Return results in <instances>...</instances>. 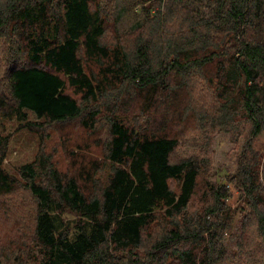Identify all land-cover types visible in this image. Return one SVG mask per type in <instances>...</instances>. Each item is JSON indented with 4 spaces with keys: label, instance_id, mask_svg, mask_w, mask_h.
Masks as SVG:
<instances>
[{
    "label": "trees",
    "instance_id": "1",
    "mask_svg": "<svg viewBox=\"0 0 264 264\" xmlns=\"http://www.w3.org/2000/svg\"><path fill=\"white\" fill-rule=\"evenodd\" d=\"M0 69L19 127L107 133L105 162L19 176L0 133V264H264V0H0ZM182 115L245 135L233 174L173 160Z\"/></svg>",
    "mask_w": 264,
    "mask_h": 264
},
{
    "label": "rangeland",
    "instance_id": "2",
    "mask_svg": "<svg viewBox=\"0 0 264 264\" xmlns=\"http://www.w3.org/2000/svg\"><path fill=\"white\" fill-rule=\"evenodd\" d=\"M150 4L156 7L154 2ZM176 22L168 26L166 24L164 27L166 28L167 26V30H175ZM138 34L142 33L138 32ZM136 37L137 34L126 35L125 39L127 42L129 41L127 43L128 48L131 41ZM198 94L195 102L197 103L198 101L201 107H208L211 103L210 96L207 97L206 92L201 90ZM179 100L184 105L187 98L180 95ZM175 109L177 108L175 107ZM28 119L33 122L38 120L33 112H28ZM19 123L20 121L14 112L5 114L4 111L0 110V133L9 135V145L4 157L3 167L13 175L19 176V167L34 161L42 149L46 154L52 155L55 166L69 173L74 171L77 165L74 163V158H77V155L80 156V154L105 162L104 144L107 139L105 128H102L97 133H91L81 128L79 124L72 123L64 127L47 128L43 133H40L19 127ZM172 125L174 133L179 138V146L172 157L174 161L180 160L185 155L194 156L202 163L206 175L214 181L219 180V175L233 174L236 171L238 166L237 158L241 151V145L245 141V135L237 138L235 134L224 129L212 126L204 127L202 118L185 119L183 115L175 118ZM27 195L26 192L22 191L18 194V199L23 205L29 206L27 202L23 201V198ZM11 204L16 205L17 203L11 201ZM236 207L237 205L234 206V208ZM69 217L72 216L70 215ZM237 230L238 228L234 231ZM252 231L249 235H252ZM236 235L237 233L230 235V237L227 236L225 240L229 251H237ZM255 241L256 239L249 237L246 240V245L254 247ZM35 261L30 264H36Z\"/></svg>",
    "mask_w": 264,
    "mask_h": 264
}]
</instances>
